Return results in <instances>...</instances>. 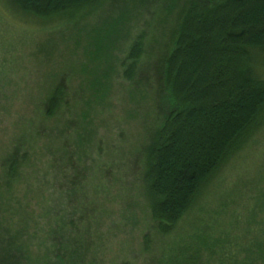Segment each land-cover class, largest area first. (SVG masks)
Returning <instances> with one entry per match:
<instances>
[{
    "label": "rangeland",
    "instance_id": "374dc122",
    "mask_svg": "<svg viewBox=\"0 0 264 264\" xmlns=\"http://www.w3.org/2000/svg\"><path fill=\"white\" fill-rule=\"evenodd\" d=\"M166 1L100 0L41 19L0 0V242L20 264H168L182 245L196 250V233L228 237L198 254L219 264L255 234L244 219L264 187V114L170 232L153 219L145 148L168 111L159 69L178 19Z\"/></svg>",
    "mask_w": 264,
    "mask_h": 264
},
{
    "label": "trees",
    "instance_id": "16d2710c",
    "mask_svg": "<svg viewBox=\"0 0 264 264\" xmlns=\"http://www.w3.org/2000/svg\"><path fill=\"white\" fill-rule=\"evenodd\" d=\"M8 1L23 14L50 19L100 0ZM165 3L178 7L173 43L159 69L168 111L149 135L144 175L153 219L163 233L173 229L210 176L230 152L241 147L264 114V0ZM116 24H108L101 37L92 36L95 56L110 50L118 36ZM141 54L138 38L128 53L127 78H132ZM92 82L100 84L95 78ZM49 101L54 106L55 97ZM16 168L17 163L11 162L8 173L15 174ZM252 201L244 220L247 226H255V234L236 242V253L226 254L224 248L219 264H264V187ZM224 237L216 245L215 238L196 233L193 253L182 245L166 262L199 264L201 250L214 253L218 245L227 244ZM0 244V264H20L17 249Z\"/></svg>",
    "mask_w": 264,
    "mask_h": 264
}]
</instances>
